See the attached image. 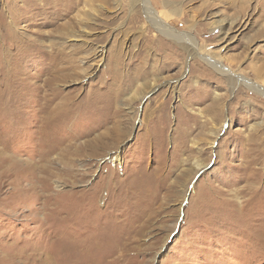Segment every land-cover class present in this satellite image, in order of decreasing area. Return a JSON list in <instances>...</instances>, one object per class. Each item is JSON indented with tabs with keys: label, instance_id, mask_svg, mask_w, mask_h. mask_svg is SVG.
I'll use <instances>...</instances> for the list:
<instances>
[{
	"label": "rangeland",
	"instance_id": "374dc122",
	"mask_svg": "<svg viewBox=\"0 0 264 264\" xmlns=\"http://www.w3.org/2000/svg\"><path fill=\"white\" fill-rule=\"evenodd\" d=\"M24 1L0 0V264H264V0H147L196 44L144 0Z\"/></svg>",
	"mask_w": 264,
	"mask_h": 264
},
{
	"label": "bare ground",
	"instance_id": "6f19581e",
	"mask_svg": "<svg viewBox=\"0 0 264 264\" xmlns=\"http://www.w3.org/2000/svg\"><path fill=\"white\" fill-rule=\"evenodd\" d=\"M70 0H41V2L37 3L35 0H25L24 4H22L20 7H16L15 4H13V8L10 9L11 10V14H16V13H23L24 11L27 10H33L35 11L34 13H32L30 20L33 21L34 19L37 18V16L46 13V14H50L52 12H54L57 9H70L71 8V4L69 2ZM145 2V6L147 8V12L151 15L152 20L155 22L156 26L159 27V29L166 31L167 33H170L174 36H177L179 38L182 39H187L193 43L196 44L195 39L191 36L190 33H186V34H181V33H177L173 28H171L167 23H165L149 6H148V2L147 0H144ZM11 7V6H10ZM17 20V19H16ZM235 22V21H234ZM14 23V22H13ZM11 24V23H10ZM17 24H18V20H17ZM233 24L230 23V26H232ZM12 25H9V27ZM38 49V48H37ZM204 59H206L207 57H203ZM208 59V58H207ZM216 61V60H214ZM213 60L209 61L212 64H215L217 69H222V65H219L218 63L214 62ZM219 62V61H218ZM219 71V70H218ZM222 71H228L227 69L223 68ZM234 77H237L239 79H244V77L239 76V75H234ZM246 81V79H245ZM249 82V81H248ZM248 85L253 88V89H257V90H262L264 92V88L259 86V84H255L252 82H249ZM198 166H200V164H198Z\"/></svg>",
	"mask_w": 264,
	"mask_h": 264
}]
</instances>
